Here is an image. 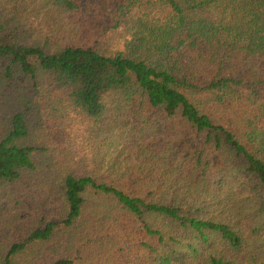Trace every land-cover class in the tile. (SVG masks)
I'll use <instances>...</instances> for the list:
<instances>
[{
	"label": "trees",
	"instance_id": "obj_1",
	"mask_svg": "<svg viewBox=\"0 0 264 264\" xmlns=\"http://www.w3.org/2000/svg\"><path fill=\"white\" fill-rule=\"evenodd\" d=\"M0 264H264V0H0Z\"/></svg>",
	"mask_w": 264,
	"mask_h": 264
}]
</instances>
